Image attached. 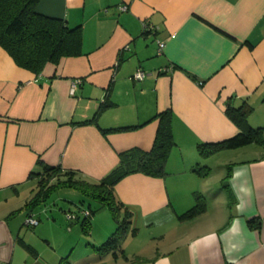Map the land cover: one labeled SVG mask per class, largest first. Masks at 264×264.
I'll return each mask as SVG.
<instances>
[{"label":"crops","instance_id":"crops-1","mask_svg":"<svg viewBox=\"0 0 264 264\" xmlns=\"http://www.w3.org/2000/svg\"><path fill=\"white\" fill-rule=\"evenodd\" d=\"M121 5L127 10L120 12ZM36 12L80 27L82 55L48 63L36 75L0 47V262L264 264V146L240 147L253 153L222 163L215 181L193 172L198 143L239 132L228 106L246 104L248 124L264 127V0H39ZM137 71L145 74L140 80L132 79ZM103 100L107 106L99 110ZM166 110L175 141L166 176L135 173L114 186L132 212L123 254L96 250L116 228L106 207L90 217L88 234L81 226L73 233L71 224L64 230L60 213L41 223L35 208L26 209L42 172L38 161L95 183L117 166L119 153L151 148L153 117ZM228 150L213 155L234 149ZM195 192L205 210L180 218ZM28 216L37 225H26ZM251 219L258 229L248 226ZM153 244L157 251L144 256Z\"/></svg>","mask_w":264,"mask_h":264},{"label":"trees","instance_id":"trees-1","mask_svg":"<svg viewBox=\"0 0 264 264\" xmlns=\"http://www.w3.org/2000/svg\"><path fill=\"white\" fill-rule=\"evenodd\" d=\"M38 2L39 0H0V47L17 66L36 75L40 74L48 63L57 64L63 57L82 55L80 27L69 28L61 19L39 14L36 12ZM106 106V101L103 100L99 110ZM250 112L251 108L244 103L239 107L228 106L226 115L239 132L220 142L198 143L196 146L198 155L206 158L221 150L236 149L250 143L264 146V127L252 128L248 124L247 118ZM153 119L157 120V129L151 148L144 151L134 147L119 153L117 166L95 183L76 177L72 171L62 172L59 167L48 166L38 161L42 172L37 174L39 176L37 191L26 203V209L30 211L44 203L55 189H76L84 196L98 202L95 210L90 207L83 208L89 212V215L82 217L81 220L83 233L88 234L90 217L98 209L106 207L114 216L116 228L96 250L99 253L112 252L114 256L123 254L121 243L126 227L131 222L132 212L116 199L114 186L126 176L135 173L153 178L166 176V163L175 146L170 110L155 115ZM140 126L119 127L104 132L131 131ZM193 172L201 177L210 174L208 167H205L204 171L195 168ZM227 176L228 174L226 178ZM193 196L194 205L179 215L180 218L190 219L205 210L206 202L203 195L195 192ZM247 224L250 228L258 229V224L253 219L248 220ZM25 247L30 250L28 245L25 244ZM61 264H69L68 257L63 258Z\"/></svg>","mask_w":264,"mask_h":264},{"label":"rangeland","instance_id":"rangeland-1","mask_svg":"<svg viewBox=\"0 0 264 264\" xmlns=\"http://www.w3.org/2000/svg\"><path fill=\"white\" fill-rule=\"evenodd\" d=\"M252 151L253 150H251L250 148H238L237 150L236 149L230 150V152H225L221 155H211L206 158L200 157L199 163L195 166L196 168L202 171H204L206 166L210 167L211 169L209 170H211V173H210L211 178L209 179V181L210 180L215 181L216 180L215 177L220 173L221 170H223L222 163H224L225 161L229 162V160L232 162L239 161L245 158L247 155L249 156V154H252L253 153ZM207 160H208L207 165H205V161ZM208 200L211 201V198H208ZM97 206H98V202L96 200L91 199L87 196H84L76 189L59 188V189L53 190L44 203L39 204L38 206L35 207L34 215L36 216V218H39L41 223H47V222L50 223V220H52L51 219L52 216H55V213H60V214H56L57 216H55L57 217V222L66 224L67 228H65L66 226H64V230L66 231L70 229V224H71L73 228V233H74V229H78V232H81L80 225H81L82 215L80 214V210L78 208L90 207L92 210H95ZM68 212H74L76 214H79V217H78L79 222L71 221V223H68L69 221L66 216L67 214H65ZM105 215H108L107 217H109V219H111L112 222L114 221L113 219L114 216L110 211L105 212ZM59 217H61V219H58ZM119 218L121 219L122 215ZM93 233L94 235L87 238L89 242H90L89 239L94 238L95 234L98 233V229H95ZM81 237L82 236H80V239L85 241L84 238L83 237L81 238ZM128 239H131V238H128ZM145 239H146V236H144L143 234V236H140L139 238L135 240L133 247L135 249L136 248L140 249L139 246L142 245ZM156 251H157V247L155 244H153L151 246V250L147 252L148 255L144 254V256L147 257L149 256V254H152ZM91 261H92L91 264L96 263L94 262L95 259Z\"/></svg>","mask_w":264,"mask_h":264},{"label":"built area","instance_id":"built-area-1","mask_svg":"<svg viewBox=\"0 0 264 264\" xmlns=\"http://www.w3.org/2000/svg\"><path fill=\"white\" fill-rule=\"evenodd\" d=\"M118 10L120 12H124V11L127 10V6L126 5H121V6L118 7ZM163 47H164V43L161 42V41L158 42V52H161V50L163 49ZM168 70H169L168 68L161 69L162 72H166ZM144 75H145L144 72L137 71L136 73L133 74L132 79H134V80H140V79L143 78ZM80 83H81L80 79H76V80H74L71 83V85H70V93L72 95L75 93V91H76L77 87L80 85ZM80 214L82 215V217H87L89 215V212L87 210H85V209L82 208L80 210ZM66 216H67V219L69 221H74V220L78 219L79 214H76V213H68ZM25 223L28 226H35V225H37L38 222L32 216H28L27 219H26V221H25ZM0 264H4V263H1L0 262Z\"/></svg>","mask_w":264,"mask_h":264}]
</instances>
